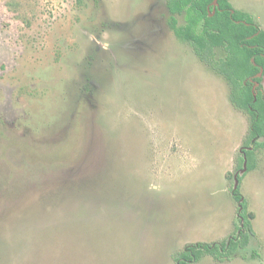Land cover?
<instances>
[{
	"label": "rangeland",
	"instance_id": "374dc122",
	"mask_svg": "<svg viewBox=\"0 0 264 264\" xmlns=\"http://www.w3.org/2000/svg\"><path fill=\"white\" fill-rule=\"evenodd\" d=\"M149 1L0 0V264H176L234 233L249 118ZM230 1L264 28V0ZM251 164L250 244L188 264H264Z\"/></svg>",
	"mask_w": 264,
	"mask_h": 264
},
{
	"label": "trees",
	"instance_id": "16d2710c",
	"mask_svg": "<svg viewBox=\"0 0 264 264\" xmlns=\"http://www.w3.org/2000/svg\"><path fill=\"white\" fill-rule=\"evenodd\" d=\"M212 1L168 0L173 14L185 12L186 15L185 25H178L174 16L170 24L179 40L190 44L199 60L227 82L231 104L249 118V133L238 159L241 169L245 156L249 166L255 152L264 148V84L263 77L257 76L264 69V29L250 13L235 8L230 0H218L219 8L211 15L208 4ZM217 48L223 49L224 56H217ZM232 191L243 205L241 214L245 230H241L240 237L229 244L227 240L188 243L177 256L176 264L195 262L204 255L218 260L229 259L240 245L248 244L254 213L247 211L239 187H233Z\"/></svg>",
	"mask_w": 264,
	"mask_h": 264
},
{
	"label": "flooded vegetation",
	"instance_id": "af4514ba",
	"mask_svg": "<svg viewBox=\"0 0 264 264\" xmlns=\"http://www.w3.org/2000/svg\"><path fill=\"white\" fill-rule=\"evenodd\" d=\"M164 4H165V7H166V17L163 15L162 17H164L165 19H166V23H167V25H168V28L170 29V31L172 32L173 31V33H174V35L176 36V34H175V32H174V30H173V28L171 27V24H170V20H171V18L174 16L176 19H177V21H178V25H185L186 24V15H185V12H182V13H179V14H173L172 12H171V10H170V8H169V6H168V0H164ZM148 8H149V10H151L150 12H148V13H146L145 15H144V18H145V16H147L149 13H152L155 9H157L158 7L157 6H159V0H156V1H152V0H150L149 2H148ZM234 6V5H233ZM219 8V2H218V0H213L211 3H209L208 4V11H210V14L211 15H213L215 12H216V10ZM247 12V11H246ZM249 13V12H248ZM251 14V13H250ZM252 15V14H251ZM179 16H182L183 17V19H184V22L182 23V24H180V22H179ZM252 17H253V19L255 20V17L252 15ZM162 20H163V18H162ZM149 21V20H148ZM147 21V22H148ZM160 21V20H159ZM255 22L256 23H258L256 20H255ZM259 24V23H258ZM200 26H199V28H201V23L199 24ZM260 25V24H259ZM261 27V26H260ZM262 28V27H261ZM264 29V28H263ZM150 34H152V33H150ZM177 37V36H176ZM178 38V37H177ZM179 39V38H178ZM181 41V40H180ZM182 42V41H181ZM190 45V44H189ZM191 46V45H190ZM192 47V46H191ZM217 49H221V50H223L222 48H217ZM195 53V52H194ZM224 56V55H223ZM262 71V72H261ZM261 73V74H260ZM257 76H262L263 77V81H264V69H261L260 70V72L257 74ZM264 84V83H263ZM242 151V150H241ZM233 192V191H232ZM241 205H242V203H241V201L240 202H238V221H239V223H236V227L234 228V233L233 232H231L230 233V235H229V237L228 238H226V240H227V244H229L230 243V241L232 240V239H235L237 236H239L240 237V233H241V230H245V227H244V223H245V219H244V217H243V215L241 214V210H240V207H241ZM242 208H243V205H242ZM249 212V211H248ZM255 213V212H254ZM256 214V213H255ZM254 218H252L251 219V224H252V228H253V232L250 234V238H249V241H248V244L246 245V246H242V245H240L238 248H237V250H239V249H244V248H246L249 244H250V241H251V236H253L254 234H255V231H254V227H253V223H252V220H253ZM224 241V240H223ZM220 242V241H219ZM236 250V251H237ZM236 253V252H235ZM233 255V254H232ZM232 255H231V257L228 259H224V260H221V261H225V260H231L232 259ZM255 255V254H254Z\"/></svg>",
	"mask_w": 264,
	"mask_h": 264
},
{
	"label": "water",
	"instance_id": "95a60500",
	"mask_svg": "<svg viewBox=\"0 0 264 264\" xmlns=\"http://www.w3.org/2000/svg\"><path fill=\"white\" fill-rule=\"evenodd\" d=\"M246 169H247V157L245 156V161H244V164H243V168L240 170V172H237L235 174V176H234L235 177L234 189H237L239 187V182L240 181H239L238 176L241 175V174H243ZM240 210H242V205L240 207Z\"/></svg>",
	"mask_w": 264,
	"mask_h": 264
},
{
	"label": "crops",
	"instance_id": "0c3cea01",
	"mask_svg": "<svg viewBox=\"0 0 264 264\" xmlns=\"http://www.w3.org/2000/svg\"><path fill=\"white\" fill-rule=\"evenodd\" d=\"M213 258V257H212ZM214 259H216V258H214ZM216 260H218V259H216ZM219 261H221V260H219Z\"/></svg>",
	"mask_w": 264,
	"mask_h": 264
}]
</instances>
